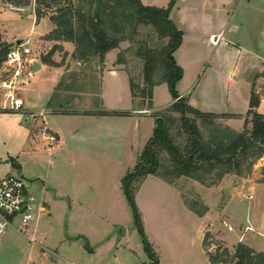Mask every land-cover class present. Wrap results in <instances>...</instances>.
<instances>
[{
  "label": "crops",
  "instance_id": "0c3cea01",
  "mask_svg": "<svg viewBox=\"0 0 264 264\" xmlns=\"http://www.w3.org/2000/svg\"><path fill=\"white\" fill-rule=\"evenodd\" d=\"M31 3L34 14L27 17L28 20L33 22L31 33L26 41L28 45H45L50 49L53 45H59L64 47L67 53L70 54L69 56L72 57L75 50L73 43L46 39L53 31L54 26L48 18L37 21L35 0H31ZM182 3H186L187 6H184L182 10L178 8L176 15L173 16L174 13L171 14L170 19L172 22L179 30H181V23L187 20L192 28L203 29V37L206 42L212 44L219 50L227 51L228 56L227 58L223 57V64L228 58L232 59L236 51L239 54L247 53V49L242 52L235 48V46H240V42L243 43L242 39L237 40L233 37L229 44L225 42V34L231 35L238 30L234 22H237L236 20L239 17L238 13L242 7L250 12L251 17L249 16V19H241V17L238 20L240 26L242 27L241 22H249L254 27H257L259 31L261 30V32L256 31L254 37H248L247 43L257 41L259 44H264V0H182ZM142 4L162 8L159 7L161 5L155 6L153 1L150 4ZM8 6L9 9L14 11L24 10V7H13L9 4ZM45 22L49 23L48 29L44 33H38L36 35V29L39 24ZM0 27L5 29L1 19ZM5 32L8 41L11 37H16L12 34L10 35L6 30ZM203 37L192 35V38L195 39L193 41L198 43H201V38ZM15 41L22 42L17 38ZM182 49L181 44L173 54L177 65L184 72L196 69L198 61L200 60L199 56L193 53L190 57L184 55L181 53ZM112 51L115 52V60L114 62L109 60L110 52L105 56L103 62L104 71L100 77V88L99 90L95 89L93 91L94 93L76 92L72 87L66 86L69 85V82H63V66L60 65L54 68L49 61H47L48 64L45 61L40 64L34 61L30 72L24 74L19 80V82L21 81L25 85L22 84L20 87L16 86L11 93L14 96L20 97L24 104L22 111L25 115V123L27 126L24 128V131L28 134H26L27 141L23 149V154L26 152V154L28 153L33 157L37 164L43 165L47 163L51 168L49 175L52 180V183L50 182V190H52V193L46 187L47 183L45 181L43 182L44 189H39L40 192H38L44 196L43 203L47 207L37 208L40 210L41 215L42 213L45 214L46 212L47 214V212H50V204L45 200L57 205L58 209L66 213V218H72L75 221L84 219V216H80L79 213L74 211L75 209L82 211L87 210V208L90 209V206H93L92 200L96 205H103L104 202L99 196L100 191L98 192V184L89 180V173L97 174L99 172L100 163L106 164L112 162L115 164L114 167H116L117 171L114 175L113 189L120 202L123 199L126 200L122 189V180L128 172L136 167L140 154L153 135L150 136L149 134L141 133L142 131L140 132L141 124L143 123L141 116H146L149 113H141L142 110L136 106L135 99L132 97L131 77L129 70L126 68V60L123 59L121 63H118L121 52L119 49ZM36 67L38 68L37 70ZM119 71L127 74V81H124L118 75ZM0 73L2 76L4 75V72ZM234 74V70L227 72L224 78V85L220 87L217 84L216 86L213 84V72L211 75L209 73L207 77L205 75L203 76L207 84H204L200 88H198L199 84L195 87L191 86L185 89V91H182L179 96L189 106L202 113L219 116L231 115V117L218 121L234 131L241 132L245 126V119L250 109V100L253 92L256 93L260 102L257 112L264 115V82L262 84L259 82V78L264 81V56L262 59L256 58L251 60V65L247 70L248 75L244 81L238 82ZM257 75L258 77L260 76L258 79L256 78ZM108 76H110L111 87L115 92V100L112 105L107 101V95L105 94L103 85L105 77ZM180 82L181 80L177 84ZM61 83L62 85L59 88ZM126 92L128 95H126ZM9 93L10 91L8 89L0 86V111H12L3 108ZM86 96L99 97V100L91 107V100L84 98ZM52 98L54 99L52 100ZM174 102L175 100L165 108H168ZM89 104L90 106H88ZM42 112L44 113L43 115L41 114ZM105 112L118 113L119 115H103ZM52 137L55 139L54 141L51 139ZM124 149L129 152L126 163L121 158V153ZM38 179L41 180L42 178L38 177ZM180 179L179 181L183 185L189 186L193 190L192 192L199 195L204 202L207 212L203 216L197 215L187 206L183 195L174 184H169L154 175H148L140 185L136 193V203L139 202L140 195L148 183H153L160 188H172L182 200V207L186 218L197 221L194 230L195 237L189 241V245L191 247L194 245L200 254L201 261L197 264H212L208 251L204 247L205 233L209 226L212 228L215 226L223 227L222 220H229L231 218L228 214V199L224 205L217 207L225 194L229 198V186L232 183L234 187L239 186L240 183H247L252 185L254 190V185L264 183L255 182V178L244 179L234 175H228L217 186L208 188L186 177ZM91 188H95L92 194L98 198H89L91 194L88 195V192ZM34 190L31 189L28 192L30 210L35 207V196H38L37 194H33ZM253 190L249 193L252 197ZM42 216L38 222L24 228L25 233L23 231V234H19L12 230V232L6 233L0 239V241L3 240V245L1 244L3 247V264H10V259L13 260L12 253L18 254L16 264H57L56 262H50L49 256L47 255L49 254L52 258H55V256L41 248V246H44L53 252L49 246L53 245L56 241L55 236L52 237V234L40 230L39 226ZM118 219H108L107 217L103 220L99 219L102 222L106 221V227L103 224L101 228L99 226V228L97 226H91L89 231L85 229L79 230L75 236H71V238L67 237L66 240H63L64 242L62 241L54 247H63V243L65 242L75 245L78 241L84 240L92 252L96 251L98 253L101 249L110 252L116 245L114 226L118 228L116 236L120 238V242L118 243L120 246L122 245V239L126 236L128 237V231H126ZM108 220L109 222L111 221V224H109ZM142 222L143 226H146L147 220L143 213ZM230 222L229 220V223H227L231 225ZM225 231L229 232L226 229ZM248 231H252V228L247 227L246 231L236 234L234 239H231L230 236H225L226 233L224 232L223 242L221 243L231 251L238 243H243L257 252L264 253V251H259L251 245ZM229 233H236V231ZM146 236L152 242L149 232H147ZM92 244L97 245L91 248ZM129 250L132 251V248H129ZM209 251L212 252L214 250L209 248ZM53 253L56 254L55 252ZM52 258L50 259L54 261ZM57 258L63 263L64 261H68L78 264L60 256L58 257V255Z\"/></svg>",
  "mask_w": 264,
  "mask_h": 264
},
{
  "label": "rangeland",
  "instance_id": "374dc122",
  "mask_svg": "<svg viewBox=\"0 0 264 264\" xmlns=\"http://www.w3.org/2000/svg\"><path fill=\"white\" fill-rule=\"evenodd\" d=\"M72 1L75 2V4H79V0ZM152 1L155 6L161 5L159 7L162 8H168L172 2V0H141V3L150 4ZM8 4V0H0V19L5 27V29L0 27V39L1 43L10 45L11 49L16 45V43H18L15 41L16 38L23 43L27 41L31 33L33 23L28 20L27 17L32 16L34 14V10L32 3L24 7L23 11L11 10L9 9ZM184 6L187 5L186 3L183 4L182 0H174L173 8L170 12V18L171 14L174 13L173 16L176 15L178 8L182 10ZM238 16V20L241 17V19H249V16L251 17L250 12L244 7L240 9ZM238 20H236L237 22H234V25L238 27V30L231 35L225 34V42L229 44L233 37L237 40L242 39L243 43L240 42V46H235V48L236 50H241L242 52L247 49V53L239 54V52L236 51L234 52L235 54L233 53V58H228L225 60L224 64L222 63V59L223 57L227 58V51L219 50L212 44L206 42L203 37V29L192 28L188 20L181 23L180 29L183 32V49L181 50V53L189 57L193 53L194 55H198L200 60L198 61L196 69H192L190 71L188 70L186 72L183 71V74L185 75L181 79V82L175 87L178 95L191 86L195 87L199 84L198 88H200L204 86V84H207L204 78L207 77L209 73L211 75L212 72L214 77L213 84L215 86L216 84L220 87L223 86L225 75L227 72H231L233 70L235 71L234 75L238 82L246 79L245 77L248 75L247 70L251 65V60L256 58L262 59L264 56V44H259L257 41L247 43V38L251 36L254 37L256 31L259 30L249 22H241V27ZM48 26V22L39 24L36 29V35L38 33H44L48 29ZM5 30L8 31L10 35L12 34L16 37H11L8 41ZM215 31H217V29H215ZM259 32H261V30ZM192 35L203 37L201 38V43L193 41L195 39L192 38ZM126 36L129 39L121 42L118 49L121 52L122 58L126 60V68L129 70L130 77L136 87V106L142 110L144 109V104L147 103L148 100L140 97L138 94V91L144 86V81L142 73L143 61L137 55V52L146 45L153 48V50L159 54L166 45L167 41L160 39L152 27L143 25L135 28L132 24H130L126 29ZM28 47L31 49L32 58L36 63L40 64L47 60L54 68L60 65L63 66V82H69V85L66 86L72 87V89L76 90V92L80 91L82 93H94L93 91H95V89L99 90L100 77L104 68L103 62H101L98 58H94L87 63H82L73 60L64 47L59 45H53L51 49L47 48L45 45H28ZM114 54L115 52H110L109 60L111 62H114L115 60ZM31 68L32 65H30L29 69L31 70ZM37 69L38 68L36 67V70ZM8 70H10V67H8L5 62L2 63L0 66V72H6ZM163 73L164 67L159 63L158 71L156 73L157 77L160 78ZM118 75L121 76L124 81H127L128 77L125 72L119 71ZM204 75L205 77H203ZM259 77L257 75L256 78L258 79ZM3 79L4 78L0 73V81ZM194 81L195 83L193 84ZM259 82L262 84L264 81L259 78ZM65 83H63V85H65ZM22 84L25 85L21 81H18L16 86L20 87ZM103 85L105 94L107 95V101L112 105L115 100V92L111 87L112 84L110 76L105 77ZM126 95H128L127 92ZM84 98L91 100V107L99 100V97L92 96H86ZM173 100L174 97L172 91L166 82H162L156 86L152 92L149 104V114L141 116L143 123L141 124L140 132L142 131L141 133H146V135L149 134L152 136L155 129L154 115L165 112L169 114L167 108L165 107ZM88 106H90V104ZM172 116L174 121L169 126L171 136L178 146L185 148L188 145V136L183 128L182 122L179 120L180 115L173 113ZM217 122L218 124L224 126L220 121ZM25 127L27 126L23 111H0V177L9 174L22 176L26 179L28 190L31 191V189H35L33 194L38 195L35 196V207L31 208L34 219L28 226L38 222L40 217L43 215L39 226L40 230L52 234V237H56V241L53 245L49 246V248L53 250L58 257L60 256L78 264H152L153 261L145 250L142 237L139 234L138 229L135 227L131 207L125 199L120 202V200L117 199L118 196L115 193V190L113 189V181L115 179L114 175L117 169L114 167L115 164L112 162H108L106 164L104 163L105 165L100 163L98 169L99 172L97 174L89 173V180L97 183L99 186V196L100 199L103 200L104 204L96 205L92 200L91 202L93 206H90V209L87 208V210L84 211L75 209L74 211L76 213H79L80 216H84L83 220L75 221L72 218H66V213L61 209H58L57 205L48 202V200L45 201L50 204V212H47V214L45 212V214L42 213L41 215L39 209L41 207H45L43 203L44 196L38 192H40L39 189H44L43 182L45 181L47 183L46 187L52 193V190H50V182L52 183V180L49 175L51 168L47 165V163H44L43 165L37 164L33 157L28 153L26 154L25 152V154H23V149L27 141L26 134H28L24 131ZM201 129L204 134L208 136V132L203 126H201ZM128 154L129 152L125 151V149L121 153V158H123L125 163L127 162ZM160 163L162 166L169 165L170 157L166 151L160 153ZM38 177H41L42 179L39 180ZM249 178H255V182L258 183L264 181V157L257 161L251 176L244 179ZM179 180L181 179L176 180L174 185L179 189L185 201L195 205L198 210H203L205 204L201 200L200 196L193 193V190H191L189 186L185 184L183 185ZM94 189L95 188H91L88 192V195L91 194L89 197L91 199L98 198L94 197L92 194ZM251 190H253L252 185L247 183H240L237 187H234V184L232 183L231 186H229V198L227 194H225L217 207L224 205L228 199V214L231 217L229 220L231 221L230 223L234 227L236 233H229L225 231L226 228L224 226L223 227L225 229L221 226H215L214 228L209 226L205 235L210 234L213 238L212 240L209 239L208 243L210 244L211 242V245L209 246L211 250H215L217 247L221 246L220 243L223 242L222 238L224 232L226 233L225 236H230L231 239H234L236 234L246 231L247 227H251L252 231H248V237L250 238L251 245L259 251H264V184L254 185V190L252 191L253 197L252 199H249L248 196L250 195L249 193ZM137 206L140 213L142 212L147 220L146 226H143V228L149 232L152 238L151 242L150 238L147 237V239L149 238L148 241L157 256L158 264H197L201 261L200 254L198 253L196 247L194 245L192 247L189 245V241L195 237L194 230L196 228L197 221L186 218L182 207V200L172 188H160L153 183H148L140 195ZM38 207L39 209H37ZM106 217L108 219L119 218L118 221L126 229V231H128V237L126 236L122 239L121 246L118 244L120 242V238L119 236H116L118 228H115L114 226L116 245L110 252H107L104 249H101L98 253L96 251L92 252L89 250V247L84 240L78 241L75 245L65 242L63 243V247H54L56 244L66 240L67 237L71 238V236H75L79 230L85 229L89 231L91 226H99L101 228L103 224L106 227V221L102 222L99 220H103ZM229 220L224 219L222 222L227 221L229 223ZM109 224H111V221ZM23 231L25 233L24 228ZM146 231L145 233L147 234ZM9 232H12V230H9L7 233ZM1 244L3 245V240L0 241V264H3V247ZM95 245L97 244H92L91 248H94ZM129 248H132V251H130ZM12 255L14 261L10 259V264H14L18 258L17 253H12ZM47 256H49L50 262H56L57 264L63 263L57 257L52 258L49 254ZM50 258L54 259V261Z\"/></svg>",
  "mask_w": 264,
  "mask_h": 264
},
{
  "label": "trees",
  "instance_id": "16d2710c",
  "mask_svg": "<svg viewBox=\"0 0 264 264\" xmlns=\"http://www.w3.org/2000/svg\"><path fill=\"white\" fill-rule=\"evenodd\" d=\"M8 3L26 7L31 0H8ZM173 3L174 0L168 8H157L145 6L140 0H79V4L72 0H35L37 21L48 17L54 26L46 39L73 43L75 50L72 58L76 62L87 63L94 58L104 62L109 52L118 49L121 42L129 39L126 29L130 24L135 28L141 25L152 27L160 39L167 41L159 54L146 45L138 50L137 55L143 61L144 78V86L138 94L148 100L142 110H149L153 89L166 82L175 102L167 108L169 114L154 115L153 136L140 154L136 167L122 180V189L132 209L135 227L152 264H158V259L145 234L136 203V193L148 175L159 177L169 184L186 177L210 188L217 186L228 175L248 178L257 161L264 157V115L257 112L260 102L255 92L252 93L250 109L241 132L218 124V120L231 115L202 113L177 94L175 87L183 78V69L177 65L173 54L182 44L183 32L170 19ZM9 51L10 45L1 43L0 39V66L6 61ZM122 60L120 54L118 63ZM45 63L48 64L47 60ZM159 63L164 67L160 78L156 74ZM130 81L132 97L136 99V87L133 80ZM173 113L180 115L179 120L187 133L188 145L185 148L178 146L171 136L169 126L174 121ZM103 115L119 114L105 112ZM200 125L207 130L208 136ZM163 151L170 157L169 165L162 166L160 163V153ZM186 204L199 216L207 212L205 206L203 210H198L195 205ZM209 239L213 238L206 234L204 247L212 264H264V253L243 243H238L232 251L220 243L221 246L210 252Z\"/></svg>",
  "mask_w": 264,
  "mask_h": 264
},
{
  "label": "built area",
  "instance_id": "2783aa9c",
  "mask_svg": "<svg viewBox=\"0 0 264 264\" xmlns=\"http://www.w3.org/2000/svg\"><path fill=\"white\" fill-rule=\"evenodd\" d=\"M31 49L28 47L27 42L16 43L7 54L5 64L10 67V70L4 72L3 80L0 86L8 89L10 93L7 95L3 108L12 111H22L24 109L23 100L12 95L17 82L30 72V65H33L34 59L31 57ZM141 113L147 114L149 110H142ZM44 114L43 112L41 113ZM55 140L53 137L51 138ZM28 188L26 179L18 175H6L0 177V239L5 236L9 230L23 234V228L28 227L29 223L33 220L34 215L29 209L28 204ZM252 198L251 195L248 196ZM18 224V226H16ZM222 225L229 231L234 232L235 229L226 221ZM41 248L49 252L51 255L57 257L56 254L41 246ZM63 264H74L64 261Z\"/></svg>",
  "mask_w": 264,
  "mask_h": 264
},
{
  "label": "water",
  "instance_id": "95a60500",
  "mask_svg": "<svg viewBox=\"0 0 264 264\" xmlns=\"http://www.w3.org/2000/svg\"><path fill=\"white\" fill-rule=\"evenodd\" d=\"M18 43H21V42H18ZM144 79V78H143Z\"/></svg>",
  "mask_w": 264,
  "mask_h": 264
}]
</instances>
